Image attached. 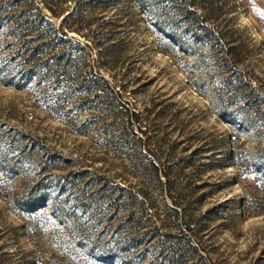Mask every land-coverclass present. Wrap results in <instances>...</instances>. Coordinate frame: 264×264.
<instances>
[{
	"label": "rangeland",
	"instance_id": "obj_1",
	"mask_svg": "<svg viewBox=\"0 0 264 264\" xmlns=\"http://www.w3.org/2000/svg\"><path fill=\"white\" fill-rule=\"evenodd\" d=\"M0 264H264V0H0Z\"/></svg>",
	"mask_w": 264,
	"mask_h": 264
}]
</instances>
